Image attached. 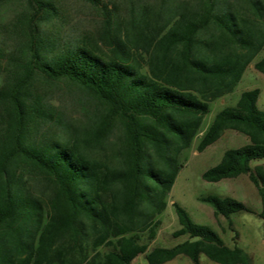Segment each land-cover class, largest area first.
I'll return each instance as SVG.
<instances>
[{"label":"trees","instance_id":"obj_1","mask_svg":"<svg viewBox=\"0 0 264 264\" xmlns=\"http://www.w3.org/2000/svg\"><path fill=\"white\" fill-rule=\"evenodd\" d=\"M130 9L134 15L126 37L109 32L107 20L105 54L84 41H62L44 28L59 19L52 0H26L9 28L0 27V34L15 37L13 50L5 55L0 49V59H6L0 85V264H53L54 259L64 264L66 251L50 254L62 233L72 242L68 250L78 251L84 262L88 250L94 252L87 264H131L138 255L148 264L178 255L200 264V254L218 264L246 263L241 248L193 223L176 203L180 229L173 236L187 239L148 247L159 225L155 218L165 210L182 168L180 155L199 133L209 103L232 92L246 66L264 51V0H185L163 20L146 6ZM102 11L111 13L105 5ZM254 68L264 74V54ZM43 79L76 85L99 103L92 142L121 123L125 140L117 147L116 168L75 142L40 137L42 124L59 121L35 89ZM258 97L259 89L245 90L234 106L218 111L196 150L204 151L227 129L248 137L249 144L227 149L202 179L218 182L247 174L260 199L258 217L264 219V169L252 166L264 159V109ZM34 176L51 187L46 215L31 189ZM200 200L229 224L234 213H254L231 197Z\"/></svg>","mask_w":264,"mask_h":264},{"label":"rangeland","instance_id":"obj_2","mask_svg":"<svg viewBox=\"0 0 264 264\" xmlns=\"http://www.w3.org/2000/svg\"><path fill=\"white\" fill-rule=\"evenodd\" d=\"M185 0H98V5H93L86 0H52L59 10V19L44 24L51 32L58 34L59 38L67 43L76 41L85 42L94 46L102 54L109 53L107 44L109 32L126 37L129 28V18L134 15L131 6H146L150 13L163 19H168L171 9ZM26 0H0V27L6 26L15 18L16 13L25 5ZM107 6L111 13H104L103 6ZM111 26L107 25V20ZM107 25V26H106ZM119 29V30H118ZM107 33V34H106ZM49 34V33H48ZM13 37V38H12ZM14 36L7 32L0 34V49L6 55L14 49ZM16 40V39H15ZM262 51L250 62L232 92L225 94L209 103V113L204 116L199 133L186 150L180 155L182 168L171 187L167 198L165 210L155 219L159 221L155 239L150 243L148 250L153 246L171 247L187 239V236L174 237L180 229L177 214L173 203L178 204L188 214L190 220L198 225L206 226L217 233L223 242L229 246L241 248L246 256L245 264H264V219L258 217L261 209L256 188L249 180L247 174L236 178L223 179L218 182H207L202 179V173L215 166L227 149L239 148L249 144L248 137L236 130L227 129L221 137L204 151L197 152L196 147L211 123L215 114L225 107L234 106L245 90L259 89L257 105L264 109V74L254 68V63L262 55ZM6 59H0V85L5 75ZM35 89L42 92L46 101L56 111L58 122L42 124L40 137L45 136L59 143L72 142L83 147L89 156L100 159L110 168L117 167V147H122L125 135L121 123L116 122L99 142H92L89 138L94 136L95 125L101 115L99 103L84 89L66 81L48 82L37 80ZM87 140H90L88 143ZM94 147V148H92ZM260 165L264 169V159L257 160L252 166ZM32 192L41 199L43 213L49 212L48 199L51 187L42 177H35L31 183ZM218 195L231 197L242 202L254 213L245 211L234 213L229 221L222 215L214 213L212 204L203 202L200 197ZM85 243V242H84ZM72 244L67 233H62L53 245L57 254L66 251L64 264H87L92 259L94 252L88 250L87 260H82L78 251L68 250ZM86 244H83L85 246ZM70 249V248H69ZM105 248L99 249L100 253ZM200 264H218L204 254H200ZM53 264H60L53 260ZM131 264H148L144 255H138ZM163 264H193L185 255H178Z\"/></svg>","mask_w":264,"mask_h":264}]
</instances>
